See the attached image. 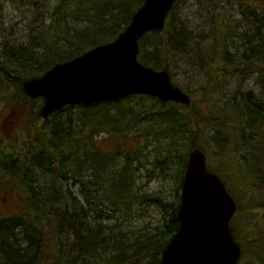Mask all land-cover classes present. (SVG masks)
Here are the masks:
<instances>
[{"label":"trees","instance_id":"1","mask_svg":"<svg viewBox=\"0 0 264 264\" xmlns=\"http://www.w3.org/2000/svg\"><path fill=\"white\" fill-rule=\"evenodd\" d=\"M179 1L162 31L142 37L139 59L173 77L179 55L195 57L203 72L184 82L191 96L188 105L141 96L149 101L136 112L130 96L68 105L43 119V99L23 90L24 80L57 61L115 39L145 0H58L51 24L40 27L32 41H7L0 48L1 77L16 88L17 102L32 103L28 112L34 115L18 128L17 145L0 140L1 167L16 179L18 192L15 207L0 212V253L6 264H45L50 258L54 264H159L180 226L181 186L189 152L196 146L239 202L240 219H264V91L242 86L252 76L255 85L264 87V8L236 0L246 5L245 21L225 12L214 15L207 25L213 43L203 49L202 41L182 25ZM193 42L195 51L189 50ZM152 127V136L165 139L167 152L154 164L175 170L170 200L139 195L134 183L141 135ZM144 204L161 208L163 221L151 232L131 231L130 237L117 219ZM247 223L258 227L256 220L242 225ZM232 230L242 237L236 226ZM253 230L264 233V227ZM62 234L69 239L68 257Z\"/></svg>","mask_w":264,"mask_h":264},{"label":"water","instance_id":"2","mask_svg":"<svg viewBox=\"0 0 264 264\" xmlns=\"http://www.w3.org/2000/svg\"><path fill=\"white\" fill-rule=\"evenodd\" d=\"M176 1L145 0L113 41L56 62L42 75L24 80L28 96L45 99L40 115L48 118L65 105H89L136 94L190 104L189 93L174 85L168 70L139 61L140 39L165 27ZM237 207L223 179L209 169L205 152L192 149L181 189L180 226L159 264H237L242 247L230 227Z\"/></svg>","mask_w":264,"mask_h":264},{"label":"rangeland","instance_id":"3","mask_svg":"<svg viewBox=\"0 0 264 264\" xmlns=\"http://www.w3.org/2000/svg\"><path fill=\"white\" fill-rule=\"evenodd\" d=\"M35 1V2H34ZM58 0H0V48L4 47V44L8 41L17 42L18 44H27L33 36L36 35L40 27L48 26L51 24V13ZM248 2L249 0H245ZM257 3L258 8H264V0H252ZM236 0H180L178 4V14L181 18L182 25L186 26L187 31L191 37L194 35L197 37L195 41H202L199 46L208 48L213 42L211 38V30L208 23L210 18H216L218 14L225 12L232 20L242 22L245 21V14ZM246 8V7H245ZM243 23V22H242ZM208 28H207V27ZM192 29H195L192 31ZM245 31V29L243 30ZM239 30L236 36L240 35ZM35 33V34H34ZM191 44V43H190ZM197 47V43L193 42L189 50H194ZM1 48V49H2ZM188 49V48H187ZM0 50V54H1ZM178 55V54H177ZM195 55V53L191 54ZM206 58L204 56L205 61ZM264 67V62H261ZM173 71L175 76L172 80L175 84L184 87V82L187 79H194L200 77V72H203L201 66L199 67L195 61V57L186 56L184 54L179 55L173 64ZM247 77L242 82L244 88L249 86L256 87L258 91H264V87L255 85L254 79ZM16 88L7 84L6 81L0 75V140L6 145H14L19 135V130L22 123H27L33 119L32 103L29 100L24 102H17L15 99ZM149 100L142 98L141 95L133 96L131 104L135 107V111L138 112L145 106V103ZM156 127V126H155ZM138 129V128H137ZM154 128L143 135H141V155L137 162L140 171L134 183L136 184V191L139 195L145 193L161 197L162 199H172L173 191L175 188V178L173 176L174 168L161 169L156 167L154 161L156 159L163 158L166 155V141L157 140L155 135L152 136ZM23 134V129L20 130ZM21 138V137H20ZM17 145V144H16ZM2 159L0 158V212L5 209L14 208L17 204L16 193V179L5 173L2 170ZM2 182L5 185L2 184ZM15 185V186H14ZM14 186V188H13ZM77 192V188L74 187ZM243 212L237 214L233 226L238 229V232L242 234L244 226H242L241 215ZM261 215V214H260ZM248 216V215H247ZM164 218V214L158 206H148L146 204L140 205L128 214H120L117 219L118 224L121 226L122 231H130L129 236L133 237L134 232L147 233L154 230L159 226ZM240 219V220H239ZM113 223V222H112ZM259 226H263L264 223L261 220L258 222ZM254 233V232H253ZM64 242V252L67 254L69 250V239L65 234L62 236ZM252 237H257L254 233ZM242 241V240H241ZM251 241V239H250ZM65 245V246H64ZM252 247L254 251H262L264 248V241L256 240ZM62 256V252H61ZM63 257V256H62ZM64 261V258H63ZM53 259H47L45 264H54ZM0 264H6L4 253H0ZM12 264V263H11ZM15 264V263H13ZM64 264V263H63ZM239 264H263L259 258H255L250 252L245 255Z\"/></svg>","mask_w":264,"mask_h":264},{"label":"bare ground","instance_id":"4","mask_svg":"<svg viewBox=\"0 0 264 264\" xmlns=\"http://www.w3.org/2000/svg\"><path fill=\"white\" fill-rule=\"evenodd\" d=\"M248 15H249V13H248ZM2 170H3V169H2ZM62 235H63V234H62ZM61 238H62V237H61ZM63 244H64V242L61 240V245H63ZM62 248H63V246H62ZM33 251H34V250H33ZM69 252H70V251L68 250V251H67V254L64 253V255H65L66 257H68V253H69Z\"/></svg>","mask_w":264,"mask_h":264},{"label":"flooded vegetation","instance_id":"5","mask_svg":"<svg viewBox=\"0 0 264 264\" xmlns=\"http://www.w3.org/2000/svg\"><path fill=\"white\" fill-rule=\"evenodd\" d=\"M3 171H5V170L3 169ZM257 220H259V221H260V220H264V219H257ZM263 238H264V236H262V239H263ZM263 264H264V263H263Z\"/></svg>","mask_w":264,"mask_h":264}]
</instances>
